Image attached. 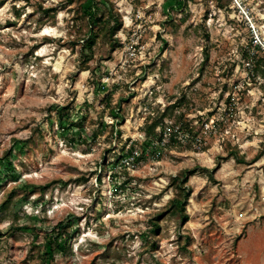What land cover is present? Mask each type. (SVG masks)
<instances>
[{
    "label": "rangeland",
    "instance_id": "1",
    "mask_svg": "<svg viewBox=\"0 0 264 264\" xmlns=\"http://www.w3.org/2000/svg\"><path fill=\"white\" fill-rule=\"evenodd\" d=\"M111 1L120 47L82 70L68 43L87 23L76 5L0 0V213L17 188L0 217V264H264V159L250 162L264 141V80L244 56L264 55V0ZM163 113L159 127L201 137V149L153 147L144 125ZM191 169L188 221L159 218L152 252V221L182 199L171 180ZM66 219L70 248L42 263V240Z\"/></svg>",
    "mask_w": 264,
    "mask_h": 264
},
{
    "label": "trees",
    "instance_id": "2",
    "mask_svg": "<svg viewBox=\"0 0 264 264\" xmlns=\"http://www.w3.org/2000/svg\"><path fill=\"white\" fill-rule=\"evenodd\" d=\"M65 3L70 5H76L81 11L82 15L86 19L85 25H80L78 27V32L74 33L72 39L68 41L72 46L79 47V58L80 62L83 66H86L93 59L97 64L101 61H107L111 58L112 53L120 47V43L115 39V36L122 28V19L121 16L116 11L111 0H93L91 2L89 11L85 12L83 6L88 3L90 0H63ZM220 8H225L229 6L232 2L231 0H214ZM36 10L44 15H51L54 17L57 9L55 6L44 8L41 3L37 4ZM51 17V18H53ZM87 33H85V31ZM49 39V38H46ZM251 63L252 74L258 76L259 78L264 80V55L261 54V50L259 47H255V52L252 53L251 56L244 55ZM207 58V55H205ZM85 68V67H83ZM264 91V86H263ZM64 107L60 108L57 111V115L59 116L58 124L61 126L62 120L60 116L64 114ZM111 117L116 120V124H110V132L113 134V129L116 126V138L119 139L121 137V132L119 130L118 123L120 124L119 117L117 115H111ZM165 113H163L160 117L146 119L143 136L147 141L154 140L158 138V135L155 133V130L160 126L162 120H164ZM71 126H77L75 123ZM100 126L103 127V123H100ZM182 128L185 130H189L188 125H182ZM64 130V129H63ZM192 133L194 130L191 131ZM95 135L94 133H92ZM261 151L250 161L251 163H255L261 158L264 159V141L260 145ZM234 151V152H233ZM231 156L234 158L237 164H246L244 156H239L236 149L232 150ZM132 154V150L126 153ZM230 156V154H229ZM8 164L11 163L8 161ZM196 173V169L185 170L178 173L174 178H172L171 183L175 185L178 181H180L183 185L187 183V178L193 176ZM205 173L208 174V178L212 179V172H208L205 170ZM81 182H85L86 179L83 177L80 178ZM180 194L182 195V199L180 200L178 197H175L168 201L169 206L166 207L165 211L158 215L152 221V232L151 236L154 238V242L151 246V251L155 252L157 248V237L160 234V226H159V218H163L168 213H172L176 216L177 221H179L180 225H184L188 221V214L186 212L185 201L190 197L191 190L188 186L185 185L184 188L178 187ZM17 196V188L14 187L10 190L6 200H4L1 205V209L3 210L0 213V217L2 218L3 212H5L6 208L11 204L12 198ZM0 218V222H1ZM73 222L72 219H66L58 222L54 227L50 229L51 234L45 236L42 240L41 246L39 247V258L42 263L51 262L55 255H65L67 250L70 248V241L73 234L65 233L67 229L72 228ZM77 232V231H73ZM72 232V233H73ZM162 264V263H158Z\"/></svg>",
    "mask_w": 264,
    "mask_h": 264
},
{
    "label": "built area",
    "instance_id": "3",
    "mask_svg": "<svg viewBox=\"0 0 264 264\" xmlns=\"http://www.w3.org/2000/svg\"><path fill=\"white\" fill-rule=\"evenodd\" d=\"M213 124H214L213 121H211V124L204 123L203 125L204 129H202L203 133L207 134V132H210V130H212L213 128ZM157 132H158V140L156 139L152 142L153 147H164L174 141L185 144L186 142H189L188 139L192 140V145L194 147H197L198 150L201 149V146L203 144L201 137L199 136L189 137L188 132L181 131L179 130L178 127H174L173 125L172 127H168L166 125L163 126L162 128L158 127ZM132 160H134L133 155L130 156L129 158L123 159L122 162H124L126 165H129V161Z\"/></svg>",
    "mask_w": 264,
    "mask_h": 264
}]
</instances>
